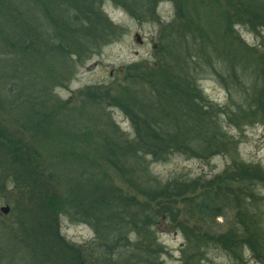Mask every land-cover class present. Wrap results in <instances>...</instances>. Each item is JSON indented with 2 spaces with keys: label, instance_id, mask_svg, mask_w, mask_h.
Segmentation results:
<instances>
[{
  "label": "rangeland",
  "instance_id": "obj_1",
  "mask_svg": "<svg viewBox=\"0 0 264 264\" xmlns=\"http://www.w3.org/2000/svg\"><path fill=\"white\" fill-rule=\"evenodd\" d=\"M123 3H98L108 34L98 47L95 42L88 43L92 51L82 56L67 53L64 57L46 45L37 51L30 47L14 59V72L4 77L7 88L14 91L8 96L11 104L24 92L27 97L33 95L35 107L22 96L17 107L20 113L15 116L12 107L4 103L6 97L0 94V127H4L13 150L20 156L9 159L13 160V170L0 167V227L18 243L17 238L40 227V236L51 237L52 244L62 247L56 254V246L52 248L55 257L47 261L49 264H141L151 251H158V257L154 256L164 264H264V256H256L249 244H241L236 235H230L246 228L264 229V179L256 177L264 178V96L261 103L254 105L258 90L255 73L249 68L248 76L237 82L233 73L219 74V69L229 70L219 59L210 62L208 52L195 57L193 78L197 86L213 104L225 107L231 115L223 122L224 136L205 151L179 143L164 157L142 154L140 160L148 168L144 173L131 166L132 161L122 162L119 157L124 141L135 144L139 140L134 123L140 120L139 111L133 101L141 103L144 91L154 88L153 71L163 72L169 64L174 66L170 40L178 37L185 25L176 17L170 0H150L145 7L136 4L137 13L130 12ZM223 3L228 8V0ZM231 25L227 30L264 56V29L256 27L254 31L248 24ZM137 33L141 42L136 39ZM91 36V32L86 34ZM27 63L30 66L25 70ZM262 67L263 71L264 63ZM257 76L261 78L258 85H263L264 71ZM227 77L229 81L225 82ZM40 98L48 103L36 108ZM31 108L42 116L55 113L49 119L57 130L51 128L48 136L35 133L24 118ZM212 123L210 120L215 129L217 125ZM26 160L29 164H25ZM78 168L92 172L108 185L107 197L115 203L113 212L122 210L141 218L149 210L155 213L157 201L162 203L160 212L164 213L155 219L152 233L128 234L123 261L104 255L99 233L72 214L67 203L70 195L59 176ZM237 176L246 182H228ZM170 181L187 192L151 202L148 195L157 197ZM248 182L254 184L253 189ZM218 187L228 198L225 217L199 221L189 203H194L197 194ZM4 206L10 207L7 213L1 211ZM186 232L192 240L205 241L201 254L195 251ZM226 240L233 243L231 249L225 245ZM259 243L264 244L263 240ZM146 263L152 264L148 259Z\"/></svg>",
  "mask_w": 264,
  "mask_h": 264
},
{
  "label": "trees",
  "instance_id": "obj_2",
  "mask_svg": "<svg viewBox=\"0 0 264 264\" xmlns=\"http://www.w3.org/2000/svg\"><path fill=\"white\" fill-rule=\"evenodd\" d=\"M100 1L102 0H0V94L6 97L4 103L12 107L11 112L15 116L20 113L17 108L19 100L23 99L22 96H26V93L23 92L21 97L17 96L13 104L8 100L10 92L14 91L12 88H7L4 79L14 72H12V68L16 66L14 59L21 56V51L30 47L37 51L46 45L52 49V52L56 51L57 55L64 57L67 53L68 56L74 55L73 53H78L79 56L85 55L93 49L88 45L91 42H95V46L98 47L100 41L108 34V27L100 16L98 4ZM119 1L124 2L130 12L137 13L136 4H143L142 6L145 7L150 0ZM170 1L175 6L176 17L185 23L183 29L178 32V37L170 40L172 44L170 57L174 66L169 64L163 72L153 71L152 73L156 74L154 88L144 91L141 103L133 101L138 105L139 111L137 116L140 120H134L139 140L135 144L124 141L119 157L122 162L132 161L131 166H136L138 170L140 168L143 173L148 171V168L140 160L142 154L164 157L166 151L170 150L171 153L172 148L179 143L205 151L214 142H218L221 135L224 136L223 122L230 120L231 115L225 107L213 104L197 86L193 78L194 70L197 68L196 63L195 65L193 63L195 57L205 56L208 52L210 62L219 59L221 65L229 70L226 72L219 69V74L233 73L237 82L248 76L250 68L255 73L256 87H258V90H255L254 105L256 102L261 103L264 96V83L258 85V78H261L257 76L264 71H262L264 56L247 47L229 28L227 30V25L229 27L233 23L248 24L254 31L256 27L264 29V0H228V8L223 0ZM88 32L92 34L90 38L86 37ZM29 66L27 63L25 70ZM224 81L228 82V77ZM129 93L135 94L132 91ZM27 100L35 107V103H32L35 100L33 95L28 96ZM133 100H136L135 97ZM45 103L48 102H43L40 98V106L36 108L45 106ZM133 107L134 105L131 108L132 114H134ZM15 108L17 110L14 111ZM34 110V108L27 110L28 113L24 118L35 133L39 135L43 132V136H48L51 135L49 133L51 128L57 130L54 121L49 119V116L55 113L47 112V115L42 116L38 113L40 111ZM34 115L36 116L33 117ZM210 120L213 121L212 124L217 125L215 129L210 125ZM13 149L4 127H0V167L5 170H13L11 164L13 160L9 159L20 158ZM13 151L15 153H12ZM50 160H52L51 156ZM27 163L26 160L25 164ZM79 170L78 168L76 172L73 169L63 171L62 177L59 176L68 196L70 195L67 203L71 206L73 216L89 223L99 233L104 255L117 256L115 258H119L120 261L125 258L124 249L128 248V234L131 231L139 234L153 232L151 226L157 222L155 219L160 218V214L164 213L160 212L162 203L157 199L180 197L187 192L185 187L184 191H181L182 187L176 182H168L159 191L157 197L148 195L151 202L157 201L158 209L155 213L150 214L152 211L149 210L140 218L137 214H124L122 210L116 209L117 212H113L112 207L115 203L107 197L108 185L101 183L98 176L93 175L92 172ZM69 174L71 175L68 176ZM256 177L264 179L260 175ZM86 178L88 182H85ZM236 179L239 182H246L243 177L238 176L232 181H228L229 178L225 181L235 183ZM247 184L253 189L254 184L249 182ZM226 196L225 191H220L218 187L197 194L193 198L194 203H189V206L193 208L192 211L199 221H216L219 217H225L224 209L228 204ZM36 228L29 231L26 236L17 238L20 242L18 243L14 242L12 234H5L0 227V264H49L47 261H53L54 254L61 253L58 250L61 251L62 247L54 242L52 244L51 237L40 236L38 233L40 227ZM186 234L189 241L194 244L195 251L201 254L204 251L205 241L192 240L187 232ZM230 235H236L241 244L245 242L249 244L256 256H264L261 254L260 245L264 247V244L259 243V240L264 242L263 228L254 230L246 228L242 233L234 231ZM232 244L231 241H225V245L230 249ZM25 247H31V251L28 252ZM54 247L57 251L53 254L51 250L53 251ZM157 252H148V262L164 264L159 258V261L155 258ZM147 259L141 264H147Z\"/></svg>",
  "mask_w": 264,
  "mask_h": 264
},
{
  "label": "water",
  "instance_id": "obj_3",
  "mask_svg": "<svg viewBox=\"0 0 264 264\" xmlns=\"http://www.w3.org/2000/svg\"><path fill=\"white\" fill-rule=\"evenodd\" d=\"M136 39H137V41H139V42L142 41V40H141V36H140L138 33L136 34ZM9 210H10V207H9V206L1 207V211H2L3 213H7Z\"/></svg>",
  "mask_w": 264,
  "mask_h": 264
}]
</instances>
